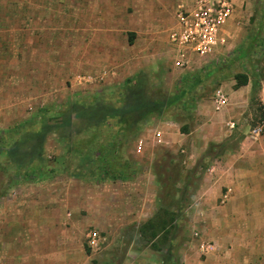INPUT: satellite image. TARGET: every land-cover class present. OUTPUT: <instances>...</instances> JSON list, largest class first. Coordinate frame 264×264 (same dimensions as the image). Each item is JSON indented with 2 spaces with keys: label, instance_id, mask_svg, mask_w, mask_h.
Instances as JSON below:
<instances>
[{
  "label": "rangeland",
  "instance_id": "rangeland-1",
  "mask_svg": "<svg viewBox=\"0 0 264 264\" xmlns=\"http://www.w3.org/2000/svg\"><path fill=\"white\" fill-rule=\"evenodd\" d=\"M190 1L0 0V15L6 16L0 22L1 29L18 36L26 30L36 31L32 46L27 33L26 49H18L17 37L6 40L17 47L14 54H6L7 68L0 71V83H7L18 94L30 81H38L40 92H47L45 96L38 94V102H17L18 114L9 124L13 128L36 111H46L52 117L44 126L47 134L39 157L35 134H28L15 145L12 142L18 131L0 132V237L53 241L37 245L42 250L39 253L55 256V261L44 258L40 264H163L169 243L173 264L184 263L185 253L191 255L188 264H194V188L200 186L196 172L204 174L202 166L194 167V137L184 136L185 140L178 142V132L170 130L169 144L162 146L152 134L158 128L155 125L167 121L180 133H194V108L199 100L213 98L216 89L227 92L220 78L236 73L248 76L253 91L243 114L244 124L231 122L234 128H249L257 120L259 91L264 83V0H237L234 8L240 14L236 24L239 37L230 38L227 54L222 56L218 51L210 58L191 59L188 69L175 68L168 35L175 26L177 10ZM15 15L32 18L13 22L10 19ZM256 33L259 42L248 52ZM32 47L36 53L34 49L30 52ZM30 62L37 63L36 69L21 68V63ZM216 65H222L221 71L204 78L203 71ZM83 76L93 79L91 85L78 82ZM217 76H221L219 80ZM195 77L200 81L194 85ZM183 91L182 100L163 110L161 117H152L137 136L125 140L120 160L135 165L136 174L131 179L122 182L91 177L76 153L70 154L74 142L70 137L84 133L92 117L89 110L164 103ZM94 117L101 119L100 114ZM38 127L26 124L19 130L45 133L42 126ZM145 129L150 130L144 136V151L136 153V140ZM81 134L76 143L85 137ZM34 158L45 159L43 165L54 171L34 180L24 179L26 161ZM18 163L21 168H17ZM144 200L147 215L138 212ZM154 217L155 231L160 230L162 220L167 222L165 231L153 240L156 249L150 241L151 230L141 229ZM92 231L100 236L94 249L88 245ZM22 247L28 253L30 246Z\"/></svg>",
  "mask_w": 264,
  "mask_h": 264
},
{
  "label": "crops",
  "instance_id": "crops-1",
  "mask_svg": "<svg viewBox=\"0 0 264 264\" xmlns=\"http://www.w3.org/2000/svg\"><path fill=\"white\" fill-rule=\"evenodd\" d=\"M192 2L193 0L189 4H184L185 7H180L177 12L189 8ZM232 3L234 6L238 5L237 0H232ZM5 17V15H0V22L6 20ZM28 18L32 17L15 15L10 20L26 22ZM239 18L240 14L234 8L222 30L226 39V45L219 49V52L222 51V56L227 54V49L231 48L230 38L236 40L239 37L237 33L239 29L236 28ZM175 28H177V20L173 29ZM16 30L18 33L21 31L20 29ZM35 32L32 29L29 32L31 46L35 42V35L33 37ZM27 33H20L18 36L16 33L15 35L10 33L7 28H0V71L7 68L6 54H14L17 47L14 43L6 40L13 41V38L17 37L18 49L22 46L26 49ZM18 49L17 53L21 51ZM33 49V47L30 49L31 53H33ZM168 49L171 51L170 48ZM219 52L215 54L217 55ZM34 53H36L35 49ZM18 58L16 57V59ZM199 59L204 58L194 57V60ZM21 61L19 59V62ZM21 64V68L27 66L31 70L37 67V63L32 65L30 62L29 66L26 63ZM191 64L190 60L185 69L190 68ZM220 77L217 76V79L219 80ZM220 81L226 83L227 86V92L222 89L228 98L227 104L221 110L216 111L212 98L199 100L198 105L194 108L195 115L197 114L194 133L187 134L182 131L180 133L179 129H175L174 123L167 121L155 125L158 128L152 136L162 146H168L170 130L178 132L180 136L178 142H183L184 136L188 137L192 134L194 137V167L199 169L202 166L204 171V174L196 172V175L200 176L198 179L200 186L194 188V234L197 233V236H194V264H264V138L252 139L249 137L247 131L253 125V121L249 128L239 126L230 129L229 127L231 121L244 124L243 114L249 101L250 91H253V85L249 81L247 85L234 90L235 80L233 77L225 78L222 75ZM39 85L38 81H30L17 94V91L14 92L7 83H0V132L6 133L12 128L9 123L18 114V110L15 108L17 102L35 103L40 98L38 94L40 96L47 95V92H40ZM28 91L29 94H26ZM237 102L238 105L234 106L233 104ZM148 128L152 129L150 126ZM149 130H142V136L137 138L133 149L136 153L144 151L146 144L144 136ZM139 141L141 146L138 150L137 143ZM146 202L145 200L142 202L144 207L138 211L141 215H147L149 212L146 209ZM149 207L153 206L150 204ZM10 238L0 237V264L36 262L40 264L44 258H46V262L55 261L53 253L43 255L39 253L42 250L36 248L40 243L45 242L41 245H47V242L53 241H41L36 238ZM203 242L213 245L212 251L206 255H203L199 250V245ZM23 244L30 246L26 254L23 252L26 251L22 247ZM190 256L188 253L183 254L184 263L182 264H188Z\"/></svg>",
  "mask_w": 264,
  "mask_h": 264
},
{
  "label": "trees",
  "instance_id": "trees-1",
  "mask_svg": "<svg viewBox=\"0 0 264 264\" xmlns=\"http://www.w3.org/2000/svg\"><path fill=\"white\" fill-rule=\"evenodd\" d=\"M263 18L264 16H261V20H263ZM257 35L258 34L256 33L251 38V44L248 47V52L254 50L256 44L259 42ZM246 54L242 53L241 56H245ZM221 66L222 65H216V67L209 68L208 71H203V77L210 78L216 76V74L221 71ZM195 78L194 85L200 81L198 77ZM233 78L235 80V84L233 86L234 90L247 85L249 82L248 76L244 73H236L233 75ZM184 95L185 91L180 92L177 95H174L175 97H172L173 99L171 98L170 100V98H168L164 103L158 101L153 102V104L142 102L134 106L127 104V106H120L118 108H114L112 106L110 107V109L93 108L89 110L88 113L90 117L91 115L92 117L88 122V126H85V137L83 136L84 139H80L78 143H76L75 139L77 136H79L78 134H81L80 132H77L76 136L70 137L74 141L72 145L73 148L70 150V154L76 153V156L79 157V162L81 163V165L86 166L91 177L99 176L104 179L107 178L110 180H119L122 182L131 179L136 174L135 165L132 163V161L130 162L127 160L121 162L120 160L121 150L124 147V144H127V138L137 136L140 130L144 127L145 123L150 121L152 117H161L163 110L168 109L171 105L177 104L178 101L184 98ZM183 109H185V107H183ZM97 114L101 115V119L99 121H96L97 119L94 117L97 116ZM51 118L52 117H50L46 111H39L35 115L30 117L29 120L17 124L12 129H9L10 131L7 130L6 134H8L9 132H19L16 133L18 137L12 142V144L15 145L20 142L22 138L27 137L28 134H35L38 137V143L36 144V148L37 146L38 148L36 150L39 152V157L40 152L42 151V145L45 136L47 134L44 126L48 125V123L51 121ZM38 119L40 120L38 121ZM69 120H71V118ZM26 124H36L37 127L42 126L40 128H43L45 133H40L41 131L36 129H30L21 132L19 129L21 128V126H24ZM64 138L65 137H62V139ZM66 138L68 139L69 137ZM89 155L92 156L90 157ZM8 158H10V156H8ZM86 159L89 160L86 161ZM45 162V159L41 160L39 158H34L29 162L27 160V165L25 166V172L23 174L24 179L34 180L40 178L41 176L43 177L45 174L49 175L50 173H52L54 169H47V166L43 165ZM7 164H10L9 161H7ZM16 166L17 168H21L19 163ZM17 174L18 173H16L15 176ZM154 219L155 217L144 223L141 226V229L144 230V232L146 230H151L149 233L150 241L152 242V248L156 249L157 247L153 243V240L158 238L160 232L165 231L167 222L165 220H162L160 230L155 231ZM167 234L168 232L166 231L164 235V241ZM171 246L172 243L166 245L168 249L166 251L167 254H165L166 257L163 264H173L174 262V257L172 253L169 252Z\"/></svg>",
  "mask_w": 264,
  "mask_h": 264
},
{
  "label": "built area",
  "instance_id": "built-area-1",
  "mask_svg": "<svg viewBox=\"0 0 264 264\" xmlns=\"http://www.w3.org/2000/svg\"><path fill=\"white\" fill-rule=\"evenodd\" d=\"M234 5L232 0H193L189 8H184L177 13V28L168 35L169 48L174 55L176 68L187 67L194 58H207L213 56L221 47L226 45L222 30L227 20L232 15ZM90 76L79 77L81 85H91ZM213 105L216 111L227 104L228 98L222 89L213 93ZM230 129L235 127L234 122L229 123ZM252 139L264 137V83L259 91V116L248 131ZM141 142L137 143L139 150ZM197 236V233L194 234ZM100 236L96 231L89 232L88 245L94 249L99 245ZM213 245L203 242L199 250L203 255L212 251Z\"/></svg>",
  "mask_w": 264,
  "mask_h": 264
}]
</instances>
